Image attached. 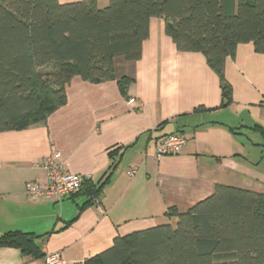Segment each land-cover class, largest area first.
I'll use <instances>...</instances> for the list:
<instances>
[{
  "label": "crops",
  "instance_id": "0c3cea01",
  "mask_svg": "<svg viewBox=\"0 0 264 264\" xmlns=\"http://www.w3.org/2000/svg\"><path fill=\"white\" fill-rule=\"evenodd\" d=\"M97 3L104 7L108 0ZM113 67L111 80L74 78L65 104L44 122L0 132V235L32 232L45 255L58 253L65 264H82L115 236L174 226L171 209L188 210L216 184L264 194V54L251 42L225 59L232 92L224 106L203 54L177 50L160 17L150 18L140 58L115 57ZM121 76L132 79L125 94ZM174 132L185 136L184 146L156 159L157 143ZM53 150L66 170L103 181L100 207L81 209L82 194L60 202L26 194V183L45 179L38 163ZM110 153L115 166L107 175ZM0 264L45 262L0 246Z\"/></svg>",
  "mask_w": 264,
  "mask_h": 264
},
{
  "label": "trees",
  "instance_id": "16d2710c",
  "mask_svg": "<svg viewBox=\"0 0 264 264\" xmlns=\"http://www.w3.org/2000/svg\"><path fill=\"white\" fill-rule=\"evenodd\" d=\"M151 17L177 50L200 52L217 74L222 104L232 88L224 63L237 46L251 42L264 54V0H0V132L44 122L66 102L74 79L98 83L115 78L113 59L140 58ZM130 77L118 84L125 94ZM111 161L106 174L115 161ZM103 181L85 180L81 209L99 199ZM169 223L115 236L82 264H264V194L216 184L213 192ZM7 231L0 246L41 258L37 238Z\"/></svg>",
  "mask_w": 264,
  "mask_h": 264
},
{
  "label": "built area",
  "instance_id": "2783aa9c",
  "mask_svg": "<svg viewBox=\"0 0 264 264\" xmlns=\"http://www.w3.org/2000/svg\"><path fill=\"white\" fill-rule=\"evenodd\" d=\"M133 98L128 100L129 103ZM186 138L182 133L174 132L164 136L156 145L154 157L159 159L165 155L176 154L184 146ZM38 167L45 171V179L39 182L26 183V194L30 198L49 199L60 202L66 197L77 193L85 180L91 179L90 175L72 173L65 169L61 155L57 151H51ZM93 204L100 207V200L92 199ZM45 264H65L58 253L44 255Z\"/></svg>",
  "mask_w": 264,
  "mask_h": 264
}]
</instances>
